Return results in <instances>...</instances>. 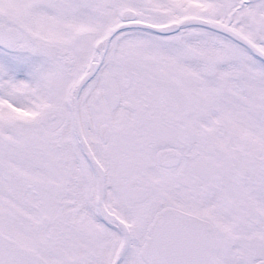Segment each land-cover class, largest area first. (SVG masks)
<instances>
[{"label":"snow or ice","instance_id":"1","mask_svg":"<svg viewBox=\"0 0 264 264\" xmlns=\"http://www.w3.org/2000/svg\"><path fill=\"white\" fill-rule=\"evenodd\" d=\"M0 264H264V0H0Z\"/></svg>","mask_w":264,"mask_h":264}]
</instances>
